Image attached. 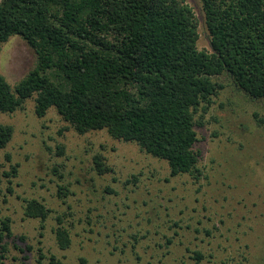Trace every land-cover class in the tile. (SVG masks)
Wrapping results in <instances>:
<instances>
[{
  "label": "rangeland",
  "instance_id": "obj_1",
  "mask_svg": "<svg viewBox=\"0 0 264 264\" xmlns=\"http://www.w3.org/2000/svg\"><path fill=\"white\" fill-rule=\"evenodd\" d=\"M184 1L197 21V48L210 51L200 0ZM35 62L19 35L0 44V74L11 85ZM214 79L223 88L195 128L198 179L170 177L165 160L105 129L79 134L54 107L38 117L33 99L0 113L13 127L0 149V228L8 218L12 232L4 264H38L39 249L42 264L50 255L61 264H264V98L249 99L224 74ZM95 155L113 171L98 173ZM12 165L16 176L4 177ZM58 186L69 193L59 197ZM31 198L51 210L45 221L25 216ZM58 215L71 240L65 249L55 238Z\"/></svg>",
  "mask_w": 264,
  "mask_h": 264
},
{
  "label": "trees",
  "instance_id": "obj_2",
  "mask_svg": "<svg viewBox=\"0 0 264 264\" xmlns=\"http://www.w3.org/2000/svg\"><path fill=\"white\" fill-rule=\"evenodd\" d=\"M200 2L210 51L197 48V21L184 0H0V44L19 35L36 54L14 85L0 74V113L33 99L38 117L54 107L77 133L105 129L165 160L170 177L198 179L195 128L223 88L214 78L224 74L249 99L264 98V0ZM258 123L264 128V119ZM12 135L13 127L0 123V149ZM93 159L98 173L113 171L101 155ZM16 173L12 165L3 176ZM68 193L58 186L59 197ZM25 201V216L45 221L51 210L35 198ZM56 221L57 244L68 248L69 231L61 216ZM11 235L5 218L0 264ZM38 255L42 264L41 249ZM49 264L61 261L50 255Z\"/></svg>",
  "mask_w": 264,
  "mask_h": 264
}]
</instances>
